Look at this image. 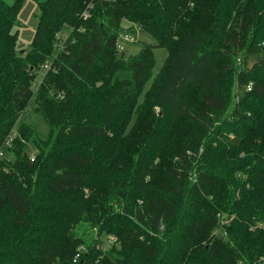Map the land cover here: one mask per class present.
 Wrapping results in <instances>:
<instances>
[{
  "label": "trees",
  "instance_id": "16d2710c",
  "mask_svg": "<svg viewBox=\"0 0 264 264\" xmlns=\"http://www.w3.org/2000/svg\"><path fill=\"white\" fill-rule=\"evenodd\" d=\"M24 1L0 0V149L17 129L0 158V264H264V56L248 66L264 0H34L22 54ZM126 22L156 45L126 57ZM55 50L36 92L45 148L21 116Z\"/></svg>",
  "mask_w": 264,
  "mask_h": 264
},
{
  "label": "rangeland",
  "instance_id": "374dc122",
  "mask_svg": "<svg viewBox=\"0 0 264 264\" xmlns=\"http://www.w3.org/2000/svg\"><path fill=\"white\" fill-rule=\"evenodd\" d=\"M11 1V0H8ZM40 12V8L39 5L34 1V0H25L23 2V6L20 9L19 13H18V22L15 25V29H17L18 31V35H19V40H18V44L16 46V50L18 53H22L24 54L25 51L30 50L31 48V42L34 36V31L37 27L38 24V19H37V14ZM233 19L231 18L227 24V29L230 31L231 29V23H232ZM131 23L130 22H126L124 25L125 30L121 31L120 34V39H119V49L122 51H125L126 53V57L129 56V54H135L137 53L140 49H141V45L144 42L156 45V39L148 32V31H143L141 30V28L138 25H133L134 28H130ZM70 28L65 27L62 28L61 34H64V36H68L70 34ZM59 31V32H60ZM130 36L133 39L129 38L128 40L124 39L122 36ZM55 53V52H54ZM51 54V56L49 57V60H53L55 55ZM154 54H155V61H156V65H155V69L153 72V77L146 83L145 88H148L149 85L151 84V82L154 80V78L156 77V74L160 71V68L162 67V65L164 64V60L168 55V50L166 47H156L154 49ZM264 56V50L261 51L260 53L251 55L249 57L248 60V66L252 65L254 62L258 61L259 59H261V57ZM238 62H240V60L238 59ZM45 63V62H44ZM44 63H41L40 69L37 73L36 76V80H35V84L36 86H39L40 81H41V77H43V71H45L44 68ZM236 84L235 86H233V101L231 103V106H234V102H236L237 99V94H236ZM36 92H34V96L31 98V100L29 101V107H28V111L21 116V120L23 121H27L29 122L33 128H34V133H33V138L36 139L37 141H40L42 145L45 146V148H48L51 145V140L50 138V128L49 125L46 123V121L44 120L42 114H40L39 111H37L36 109ZM141 100H143V96L140 98ZM134 120V116L132 121ZM131 121V122H132ZM17 129L14 130L13 133L16 132ZM7 146L6 148L8 149ZM4 149V153L3 155H0V158H12L13 155H11L10 153H8V150ZM39 151V148L37 147V142H35L34 140H29L27 142V146H26V152L30 153V155L35 156V153ZM194 176V174H193ZM192 176V178H193ZM93 228V230H91ZM92 228H85V232H86V237H88L90 235V237L92 236H96V228L92 227ZM77 229L81 232L82 229H84V227H77ZM225 228L220 227L216 229V232H220L223 233V235H225L226 230H224ZM81 246H85L86 248L88 247L86 244H81L79 247ZM112 246V244H111ZM111 246H108L107 248H110ZM105 248V250L107 249Z\"/></svg>",
  "mask_w": 264,
  "mask_h": 264
},
{
  "label": "built area",
  "instance_id": "2783aa9c",
  "mask_svg": "<svg viewBox=\"0 0 264 264\" xmlns=\"http://www.w3.org/2000/svg\"><path fill=\"white\" fill-rule=\"evenodd\" d=\"M87 15V13H85L84 12V16H86ZM122 36V35H121ZM69 37V35L68 36H62L61 34H59L58 35V38H59V40L60 41H58V43H57V47H56V49H59V50H62V49H64V46H65V44H64V41L67 39ZM124 39H126V40H128L129 38H131V39H133L132 37H130V36H128V35H126V36H122ZM117 45L119 46L120 44H119V41H118V43H117ZM54 55H55V57H54V59L57 57V55H58V50L56 51L55 50V53H54ZM54 59L53 60H49V61H46L45 63H44V68H45V71H43V76L47 73V72H49L50 70H53V71H55L56 69H55V66H54V64H53V62H54ZM239 60H240V58H239ZM41 79V81H40V83L43 81V77H41L40 78ZM39 86H40V84H39ZM39 86H36V84H35V82L33 83V90H34V92H38V90H39ZM252 82H250L247 86H246V88L248 89V90H251L252 88ZM61 96H63V94H61V93H59ZM15 133H13L11 136H10V138L8 139V141L7 142H5V144L2 146V148L0 149V155H3V153H4V149H7L6 147L7 146H10L11 145V138L13 137V135H14ZM115 236H113V235H107V236H104V237H101V239H98L97 240V247L98 248H100V249H102V250H105V248H107L108 246H111V244L113 245L114 243H115ZM87 250V248L85 247V246H81V247H79L78 249H77V251H76V253H75V255H74V262L76 261H79L80 259H82L81 257H82V255H83V252L84 251H86Z\"/></svg>",
  "mask_w": 264,
  "mask_h": 264
}]
</instances>
